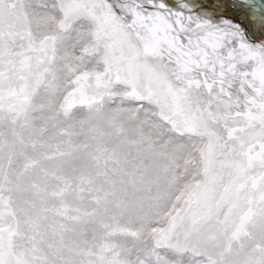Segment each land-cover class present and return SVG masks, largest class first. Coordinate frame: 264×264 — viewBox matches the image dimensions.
<instances>
[{
    "label": "snow or ice",
    "instance_id": "1",
    "mask_svg": "<svg viewBox=\"0 0 264 264\" xmlns=\"http://www.w3.org/2000/svg\"><path fill=\"white\" fill-rule=\"evenodd\" d=\"M0 264H264V0H0Z\"/></svg>",
    "mask_w": 264,
    "mask_h": 264
}]
</instances>
